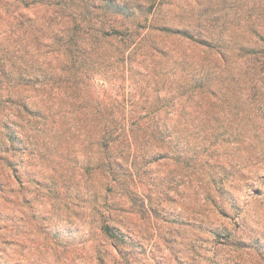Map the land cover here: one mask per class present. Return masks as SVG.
Returning <instances> with one entry per match:
<instances>
[{"label":"rangeland","instance_id":"obj_1","mask_svg":"<svg viewBox=\"0 0 264 264\" xmlns=\"http://www.w3.org/2000/svg\"><path fill=\"white\" fill-rule=\"evenodd\" d=\"M79 3L0 0V264H100L106 252L116 264L105 214L156 263L192 258L201 236L199 254L216 248L214 264H264V0H157L127 21L141 22L139 41L151 31L125 59L110 39L77 48L72 93L50 77ZM208 15L217 28L201 43L197 20ZM106 107L131 132L126 188L98 166L92 126ZM156 123L168 129L161 140L146 128Z\"/></svg>","mask_w":264,"mask_h":264},{"label":"trees","instance_id":"obj_2","mask_svg":"<svg viewBox=\"0 0 264 264\" xmlns=\"http://www.w3.org/2000/svg\"><path fill=\"white\" fill-rule=\"evenodd\" d=\"M79 1L80 3L78 6L80 9V17L82 18H79V23L77 21L78 19L73 20V22L71 21L70 26H67V28L63 30L61 39H57L60 44L58 45L59 51H57L58 56L56 60L61 61L63 69L61 73L54 72L50 77V82L52 83L53 88L64 89L66 92L72 93L77 92L80 83L82 82L79 71L82 66L81 63L85 60L81 55L79 56L80 52L79 54H76L77 48L80 49L79 46L81 45L86 52L92 53L97 49H104L101 40L110 39L119 42L121 46H123V49L120 50V57L121 59H125V48L138 47L144 39L146 40V36H149L151 31V28H148L147 34L139 41L137 38V32L140 29L141 22H139L138 26H134L127 24V21L129 19L141 21L142 15H140V13L146 9L147 5L151 3L154 4L157 0ZM109 12L112 14H108ZM54 18L56 17L54 16ZM205 19V22L197 20V24L202 23L196 26V31L198 32L201 43H207L209 37H212L213 35L210 30H216L217 28L216 24L218 19L212 18L209 15ZM82 22H86L84 26ZM100 22L102 26L96 28V24ZM109 22H112L111 24L114 26L113 32L104 31L105 25L107 26ZM56 37L58 38L59 35L57 34ZM63 38L65 39V42L62 43V40H64ZM82 48L81 53L83 51ZM62 49L64 52L69 53L66 54L67 57L64 59H60V57L64 55L63 51H61ZM130 55L131 52H129V56ZM261 68L264 72V61L261 62ZM30 79L31 78H28L27 76H23L20 81H27ZM97 114L99 120L97 119L92 126V133L99 150L98 166L101 171L105 172V176L111 181V183L116 182L119 186L126 188L128 186V180L126 179V174L124 172L127 169L126 166H128V157L121 148V143L128 140L129 137L131 138V132L127 124L117 123V121L112 118L106 119V115H112V113L109 112L108 107L99 108ZM139 124L140 123H134L131 125L133 136L142 129ZM146 128L152 129V135H156L160 140L162 137L164 138L163 135L168 133V129H161L158 123H156L153 128L152 126H147ZM138 198L139 197L131 198V202L136 203ZM137 205L141 206V209L145 210L147 214H153L151 210H146L145 201L141 203L139 202ZM100 231L101 235L105 237L107 241L111 240V246H114L118 252V254H115L116 264H160V262H155L157 261L155 257L149 255L148 247L145 248L144 242H136L135 237L130 231H128V233L123 231L121 222L113 223V217L105 214V218L102 219L100 224ZM214 236L218 237V235ZM228 240L235 243L233 241V236H228ZM163 241L170 246V240L164 238ZM200 241L201 236H196L195 241L193 240V242H189L188 249L193 253V257L188 259L177 258V264H214L216 248L213 250V258L208 259L200 256L199 250L201 246L198 244ZM108 244L109 243L102 244V246L108 248ZM232 246L240 249L242 241H239L236 245ZM138 251L141 253L136 254ZM107 254L108 253L106 252L105 255L100 256V264H107ZM140 255H146V257L142 259L140 258Z\"/></svg>","mask_w":264,"mask_h":264}]
</instances>
